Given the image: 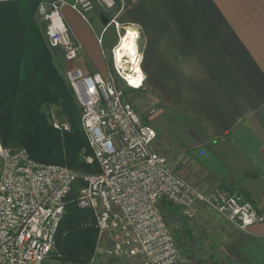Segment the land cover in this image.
<instances>
[{"label": "crops", "instance_id": "0c3cea01", "mask_svg": "<svg viewBox=\"0 0 264 264\" xmlns=\"http://www.w3.org/2000/svg\"><path fill=\"white\" fill-rule=\"evenodd\" d=\"M63 1L62 18L81 45L73 65L104 74V10L94 4L89 21ZM125 1V23L140 34L144 91L164 105L152 150L200 191L241 193L264 215V0ZM161 208L179 228L177 264H264V222L242 231L201 203L190 215L165 201ZM99 264L141 259L100 255Z\"/></svg>", "mask_w": 264, "mask_h": 264}, {"label": "built area", "instance_id": "2783aa9c", "mask_svg": "<svg viewBox=\"0 0 264 264\" xmlns=\"http://www.w3.org/2000/svg\"><path fill=\"white\" fill-rule=\"evenodd\" d=\"M65 4L63 0H39L36 15L44 24L48 47L59 49L67 64L65 80L74 92L80 129L91 151L83 161L96 170L75 172L63 165L35 161L24 148L11 150L0 145V264H43L54 250L65 199L77 181L81 184L76 205L92 211L97 238L86 262L69 264H98L100 255L140 257L141 264H176L179 248L165 222L162 201L187 215L190 207L201 203L242 231L264 222V215L241 193L202 192L152 150L157 131L140 118L121 86L144 89L138 35L136 64L142 76L136 86L130 85L128 77L137 73L125 71L114 52L112 65L104 74L84 73L73 65L81 45L62 18ZM94 4L108 18L97 36L101 45L110 26L119 33L117 19L125 12L126 1L73 0L69 5L86 20L85 13ZM51 124L60 132L70 130L68 123L53 114Z\"/></svg>", "mask_w": 264, "mask_h": 264}, {"label": "trees", "instance_id": "16d2710c", "mask_svg": "<svg viewBox=\"0 0 264 264\" xmlns=\"http://www.w3.org/2000/svg\"><path fill=\"white\" fill-rule=\"evenodd\" d=\"M38 3L0 1V145L24 148L38 162L94 172L96 166L83 161L91 151L80 129L74 92L57 70L35 17ZM51 106L69 123L68 132L52 126ZM75 185L65 199L54 254L64 262L84 263L94 252L97 229L92 211L77 207Z\"/></svg>", "mask_w": 264, "mask_h": 264}, {"label": "rangeland", "instance_id": "374dc122", "mask_svg": "<svg viewBox=\"0 0 264 264\" xmlns=\"http://www.w3.org/2000/svg\"><path fill=\"white\" fill-rule=\"evenodd\" d=\"M126 8H127V6H126ZM123 15H124V13L120 17H118V19H117L119 24H120L119 33H117V31L114 28V26H110L107 29V31L102 35V39L104 40L103 44H102V47L105 49V54H106V58H107V61H108L107 62L108 63V67H111V65H112L113 52H114L115 48L118 46V44L120 42H122V41H124L126 39V36H127L128 32L130 30V28H129L130 26L127 23H125ZM35 17H37L36 18L37 22H38V24L40 26V29H41V31H42V33L44 35V31H43L44 24L39 21V18L36 15V13H35ZM85 17H86V20L90 21V16H89L88 12L85 13ZM90 25L94 28L95 24L91 21ZM95 32H97V34H99L100 30H98V31L95 30ZM137 35L139 37L140 34L137 32ZM44 38H45V36H44ZM45 41H46V39H45ZM46 44H47V42H46ZM138 45H140L139 38H138ZM47 46H48V44H47ZM49 49H50V51L52 53V56H53V59H54V63H55V66H56L57 70L65 78V69L67 67V64L61 59L60 50L51 49V48H49ZM122 58L126 59V61H128V63L130 65L133 64V60H132L131 56L130 57L129 56H125V57H122ZM134 61L136 62V60H134ZM124 67H125L126 70L131 68L129 65H126ZM121 86L125 90V94H126L128 100L132 103V105L135 108V110L139 113L140 118L145 123H147V124H149V125L154 127L153 122L156 120L157 115H158V114L155 113L156 112V108H160V107L164 106V105L161 104V101L155 100L152 97H150L149 95H146L144 89H132V88H128L124 84H121ZM56 110H57V108L53 107V106H51L47 110V113L50 116V121H51V114H53L59 121L64 122V123H68L67 121H65L63 119L61 120V118L57 115ZM169 148H170L171 152H175V150H177V148H175L172 145ZM171 156H172V158L177 159L174 155H171ZM164 157L167 159V162H168L169 166L174 170V168L171 166L170 160L166 156H164ZM178 170H179V166H178ZM178 170L175 169L174 171L175 172L177 171V173H179ZM77 189H78V186L75 185L74 192H76ZM64 207H65V205H64ZM165 222L167 223V221H165ZM167 225H168V223H167ZM168 227L171 230V232L173 233L175 241H176V238L178 240L179 239V235L177 236L176 233H177V230L179 228H174V227H172L170 225H168ZM186 241L188 243L191 242V236L190 235L187 236ZM176 244H177V246L180 249L179 240L176 242ZM179 260H180V258H179ZM179 260H178V262H179ZM69 263H72V262H64L60 258H57V256L54 254V250L49 255V257H47L46 260L43 262V264H69ZM98 264H99V262H98Z\"/></svg>", "mask_w": 264, "mask_h": 264}, {"label": "bare ground", "instance_id": "6f19581e", "mask_svg": "<svg viewBox=\"0 0 264 264\" xmlns=\"http://www.w3.org/2000/svg\"><path fill=\"white\" fill-rule=\"evenodd\" d=\"M136 36H137V31L134 29H130L127 36H126V39L124 41L120 42L114 50V58H115L116 62L121 64V67L125 71H135L137 73L136 76L130 75V77H128L130 85H133V86L138 85V81H139L140 77L142 76L140 68L138 67V65L134 61V60H136V56L138 53V50H137V47L135 44ZM125 56H129V57L131 56V58L133 60L132 66L128 63V61H126V59L122 58ZM126 65H129L131 68L126 70L124 67Z\"/></svg>", "mask_w": 264, "mask_h": 264}, {"label": "water", "instance_id": "95a60500", "mask_svg": "<svg viewBox=\"0 0 264 264\" xmlns=\"http://www.w3.org/2000/svg\"><path fill=\"white\" fill-rule=\"evenodd\" d=\"M100 17H101L102 22H103L104 24H106L108 18H107V17H104L103 14H101Z\"/></svg>", "mask_w": 264, "mask_h": 264}]
</instances>
